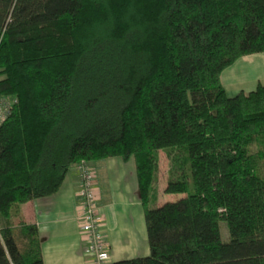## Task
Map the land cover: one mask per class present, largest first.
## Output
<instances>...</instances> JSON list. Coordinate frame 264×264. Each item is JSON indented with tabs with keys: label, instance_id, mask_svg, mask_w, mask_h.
I'll return each mask as SVG.
<instances>
[{
	"label": "trees",
	"instance_id": "16d2710c",
	"mask_svg": "<svg viewBox=\"0 0 264 264\" xmlns=\"http://www.w3.org/2000/svg\"><path fill=\"white\" fill-rule=\"evenodd\" d=\"M256 54L264 0H0V264H43L20 205L112 158L133 161L149 255L102 264H264V85L220 81ZM160 151L185 196L152 207Z\"/></svg>",
	"mask_w": 264,
	"mask_h": 264
},
{
	"label": "crops",
	"instance_id": "0c3cea01",
	"mask_svg": "<svg viewBox=\"0 0 264 264\" xmlns=\"http://www.w3.org/2000/svg\"><path fill=\"white\" fill-rule=\"evenodd\" d=\"M220 81L229 96L264 85V54L239 58L221 73ZM128 162L112 158L91 164L109 250L106 263L149 255L134 164ZM78 190L72 166L54 195L20 205L24 220L38 230L43 264H93L80 232Z\"/></svg>",
	"mask_w": 264,
	"mask_h": 264
},
{
	"label": "built area",
	"instance_id": "2783aa9c",
	"mask_svg": "<svg viewBox=\"0 0 264 264\" xmlns=\"http://www.w3.org/2000/svg\"><path fill=\"white\" fill-rule=\"evenodd\" d=\"M5 109L0 108V121ZM78 174L80 202V232L85 242V251L93 264L106 263L109 259L108 245L104 235V218L99 211L95 193V174L91 164L81 160L75 165Z\"/></svg>",
	"mask_w": 264,
	"mask_h": 264
},
{
	"label": "rangeland",
	"instance_id": "374dc122",
	"mask_svg": "<svg viewBox=\"0 0 264 264\" xmlns=\"http://www.w3.org/2000/svg\"><path fill=\"white\" fill-rule=\"evenodd\" d=\"M159 158H160V162H159L160 178L157 184H155L154 186L156 192V200L151 204L152 207H160L167 202H176L177 200L185 196L179 194H166L163 192V188L166 185V179H167V174H166L167 158L165 151L159 152ZM128 161H129L128 163L132 165L133 161L131 159H129ZM188 173H189V166H188ZM220 237L222 242H227L229 239L228 230L224 223H220Z\"/></svg>",
	"mask_w": 264,
	"mask_h": 264
}]
</instances>
